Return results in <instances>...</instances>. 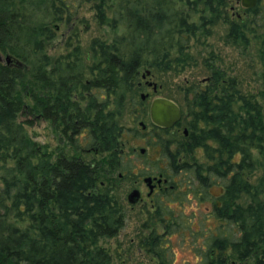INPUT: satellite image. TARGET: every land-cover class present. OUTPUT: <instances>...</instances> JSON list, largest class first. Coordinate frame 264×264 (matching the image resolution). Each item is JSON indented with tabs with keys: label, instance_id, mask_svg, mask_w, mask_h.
I'll list each match as a JSON object with an SVG mask.
<instances>
[{
	"label": "trees",
	"instance_id": "16d2710c",
	"mask_svg": "<svg viewBox=\"0 0 264 264\" xmlns=\"http://www.w3.org/2000/svg\"><path fill=\"white\" fill-rule=\"evenodd\" d=\"M233 1L0 0V53L9 58L0 61V264H117L100 241L123 224L114 184L131 172L125 134L140 137L121 120L129 115L140 129V75L180 72L190 39L219 21L225 43H258L260 89L241 90L212 52L202 59L208 76L179 90L187 135L154 127L155 142L146 143L162 153L171 188L143 210L136 244L155 264H172L167 238L178 233L196 264H264V0L230 18ZM83 4L110 37L90 40L89 64L77 45L50 57L45 43ZM20 116L48 121L73 154L33 140L32 120ZM79 150L100 156L84 160ZM186 173L190 187L178 190L175 178ZM188 192L210 202L197 220L171 216L159 202Z\"/></svg>",
	"mask_w": 264,
	"mask_h": 264
},
{
	"label": "rangeland",
	"instance_id": "374dc122",
	"mask_svg": "<svg viewBox=\"0 0 264 264\" xmlns=\"http://www.w3.org/2000/svg\"><path fill=\"white\" fill-rule=\"evenodd\" d=\"M239 0H235L230 4L227 12L229 17H235L242 13ZM68 27L64 23H59L55 36L53 39L45 43V51L50 57H58L67 53L71 47L77 45L85 63L89 64V50L88 46L92 38L108 39L110 37L109 31L105 26L97 25L93 20L91 12L87 5L83 4L77 11L76 20ZM226 26L220 21L209 26V34L205 38L201 37L197 41L190 39L186 52L191 59L185 64L182 70L178 73L174 72H155L150 80L155 82L158 86L155 92L151 91L150 87L143 86L142 92L149 94L150 100L153 96H162L175 101L180 105V88L186 83L203 81L208 76L202 65V59L207 57L209 52L217 56L215 65L220 67L226 75L236 78L241 90L255 91L260 89V63L257 57L258 43L256 40L249 39L245 48L236 45H230L223 41ZM5 60V55L0 53V61ZM19 120L31 119L32 124L25 126L26 131L33 140L39 144L48 147L49 150L56 152L58 147H62L65 153L73 154V150L63 147L60 141V135L57 130L52 128L48 121L38 118H31L27 116H20ZM126 128L136 129L135 132L140 131V137L132 136V133L127 132L124 138L127 139L123 146L124 161L130 165L131 172L136 173L139 170L150 171L151 173L159 172L166 166V161L162 155L159 154L157 146H147V142L152 144L155 142V135L151 132H145L146 129L140 130L136 124L131 122L129 115H125L121 120ZM138 122V121H137ZM148 119H145V124ZM154 132V130H151ZM84 136H77L79 146L82 147V138ZM83 149V148H82ZM134 149V152L132 151ZM139 149L145 150L144 156L140 157ZM77 156L86 160L89 157L98 158L99 154H88L77 152ZM198 161H201L200 151L195 155ZM160 158V159H159ZM115 174V173H114ZM119 179L114 184L115 195L121 204V213L123 214V224L117 231L116 235L110 238H105L100 241L101 246L105 247L111 254V258H117V264H155L147 254L139 250L136 244V236L140 231L139 226L143 222L144 208L152 209L151 198L145 196L147 192L146 186L139 179L136 183L132 182V176L121 178L122 174H116ZM188 173L179 178H175L178 190H187L190 187L191 181L188 180ZM132 188L140 190L142 201L129 203L126 199L127 194ZM210 191L215 194L217 190L215 187ZM161 206H164L165 211L171 216H186L190 219L197 220L203 217L210 209V202L207 200H199L188 192V196L181 201H166V197L160 199ZM139 230V231H138ZM188 235H186L187 238ZM181 237L178 233H173L167 238V244L171 247V262L172 264H196L197 258L193 257L191 250L187 243L180 242Z\"/></svg>",
	"mask_w": 264,
	"mask_h": 264
},
{
	"label": "flooded vegetation",
	"instance_id": "af4514ba",
	"mask_svg": "<svg viewBox=\"0 0 264 264\" xmlns=\"http://www.w3.org/2000/svg\"><path fill=\"white\" fill-rule=\"evenodd\" d=\"M140 76H141L140 79H141V82H142V84H141L142 85V88H143V86L150 87L151 88V91L152 92H155L156 89L158 88V86L155 84V82H153V81L150 80L151 75H150L149 71H148V74L145 73V71H144V73H142ZM153 84H154V89H153ZM141 95H143V99L141 97L140 98L142 100H146V104H147V119H148V123L147 124H145V121H144V123L142 121H138L137 122V124L140 126V129L141 130L146 129L145 132L147 133V128H148V130H150L148 132H151V135H153V136L155 134L154 127H156V128H162V129H173L174 131L177 130L176 133H179L182 136H186L187 135L186 127H184L181 124V111H180V107H179V105L175 101L172 100L177 105V107L179 108L180 117H179V119L172 126L167 127V128H163V127H159V126H156L153 123H151V121L149 119V116H148V106H149V103H150L151 99L154 98V97H156V96L151 97L150 100L147 101V99L149 98V94L146 93V92H140V96ZM160 97H162V96H160ZM151 130H154V132L151 131ZM184 130L186 132H184ZM69 134H71V133L69 132ZM132 151L134 152V149ZM144 152H145V150L139 149V151H138L139 156L140 157H143L144 156ZM128 175L130 176V178L132 176V182L133 183H136L139 179H141L142 183L147 188V192H146L145 196L148 197V198H151V207L153 206L152 205L153 197L159 191H166V188L167 187L168 188H171V185L166 186L167 183H168V181L164 177L165 176V173H163V170H160V172L151 173L150 171H146V170L143 169V170H139L136 173L130 172ZM145 177H149L150 178V182H149L148 185L143 180ZM157 179H159L158 182H157ZM132 189L138 190L137 188H132ZM138 192H139V196H138L137 200H135L133 203L140 202L143 199L140 190H138Z\"/></svg>",
	"mask_w": 264,
	"mask_h": 264
},
{
	"label": "water",
	"instance_id": "95a60500",
	"mask_svg": "<svg viewBox=\"0 0 264 264\" xmlns=\"http://www.w3.org/2000/svg\"><path fill=\"white\" fill-rule=\"evenodd\" d=\"M240 6L243 8H250L255 5L256 0H239ZM5 61L8 62L9 58L5 56ZM145 73L148 74V70H145ZM154 89V84H153ZM143 99V95L140 96ZM148 116L151 121L156 126L167 128L172 126L180 117L179 108L177 105L170 99L165 97L156 96L151 99L148 106ZM184 132H186L184 130ZM147 185L150 182L149 177L143 179ZM159 179H157V182ZM139 192L136 189H132L127 194V201L133 203L137 200Z\"/></svg>",
	"mask_w": 264,
	"mask_h": 264
}]
</instances>
